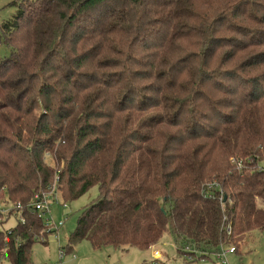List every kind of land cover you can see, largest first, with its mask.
Returning a JSON list of instances; mask_svg holds the SVG:
<instances>
[{"label":"trees","instance_id":"trees-1","mask_svg":"<svg viewBox=\"0 0 264 264\" xmlns=\"http://www.w3.org/2000/svg\"><path fill=\"white\" fill-rule=\"evenodd\" d=\"M11 4L0 206L27 204L55 176L64 200L96 186L66 251L81 240L145 250L168 232L192 259L264 229V0ZM22 215L0 230V262L32 264L43 224Z\"/></svg>","mask_w":264,"mask_h":264},{"label":"rangeland","instance_id":"rangeland-1","mask_svg":"<svg viewBox=\"0 0 264 264\" xmlns=\"http://www.w3.org/2000/svg\"><path fill=\"white\" fill-rule=\"evenodd\" d=\"M19 1L0 0V25L13 17L17 9L11 3ZM8 53V48L0 41V57H4ZM46 161L50 165H54L53 160L48 155ZM97 195L96 186L91 187L74 200H64L60 192L57 193L58 203L50 206V213L52 221L55 223L62 222L57 230L58 239H55L52 234H48L45 243L35 242L31 248L32 264H52L57 260L58 248L65 246L67 238L76 226L81 211ZM61 203H65L66 207L63 208ZM15 224L16 219L11 216L6 222L0 224V230ZM154 251L158 252L156 258L153 256ZM73 253V264H221L215 253L206 257H197L196 255L192 259L181 255L177 252L176 245L168 232H164L157 243L145 250L131 247L127 251H122L113 246L93 249L89 241L81 240L73 245ZM70 257L71 255L66 253L62 264H69V259L72 258ZM225 258L227 264H264V229L249 232L238 244L237 251L227 253ZM0 264H11V262L8 259H2Z\"/></svg>","mask_w":264,"mask_h":264},{"label":"built area","instance_id":"built-area-1","mask_svg":"<svg viewBox=\"0 0 264 264\" xmlns=\"http://www.w3.org/2000/svg\"><path fill=\"white\" fill-rule=\"evenodd\" d=\"M231 163L235 165V167L238 169L242 166V161L237 160L235 158H231ZM57 176H55L52 184L50 185V188L48 190H44L40 193H37L34 195L33 199L28 202L25 205H20L19 203L10 206V205H1L0 206V220L8 219L9 217L13 216L15 219L19 220L21 223L24 222V217L22 215V210H28L31 213H34L38 218L42 221V230L40 234L35 238L37 242H43L46 241V237L48 234H52L55 239H58L57 230L62 225V222L55 223L51 219V213H50V206L52 204H57V193L59 192L58 186H57ZM216 190L218 193H215ZM202 193L207 198H214L218 197L221 199L222 197V189L220 188L219 184L215 181H207L203 183L202 185ZM63 208L66 207L65 203H61ZM227 231L230 232V228H227ZM227 246L226 248H223L224 246H221L220 249L215 253L216 257L220 259L221 264H227L226 261V254L227 253H233L234 247L233 246ZM186 250L188 248H185ZM67 251L63 248V246H60L58 248L57 252V260L53 262L52 264H62L63 259L65 258ZM74 256V255H73ZM153 256L155 258L158 256V252L154 251ZM47 264V263H45Z\"/></svg>","mask_w":264,"mask_h":264},{"label":"crops","instance_id":"crops-1","mask_svg":"<svg viewBox=\"0 0 264 264\" xmlns=\"http://www.w3.org/2000/svg\"><path fill=\"white\" fill-rule=\"evenodd\" d=\"M74 245H75V244H74ZM126 251H127V250H126ZM67 254H68V255H71V257L74 255V253H73V246L70 248L69 251H67ZM71 257H70V258H71ZM72 258H73V259H72ZM72 258L69 259V260L71 261V262H70V261L68 262L69 264H73V262H74V261H73V260H74V257H72Z\"/></svg>","mask_w":264,"mask_h":264}]
</instances>
